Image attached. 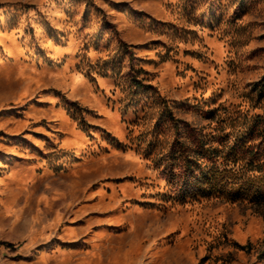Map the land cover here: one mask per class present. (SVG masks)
<instances>
[{
  "label": "rangeland",
  "instance_id": "obj_1",
  "mask_svg": "<svg viewBox=\"0 0 264 264\" xmlns=\"http://www.w3.org/2000/svg\"><path fill=\"white\" fill-rule=\"evenodd\" d=\"M0 264H264V0H0Z\"/></svg>",
  "mask_w": 264,
  "mask_h": 264
}]
</instances>
